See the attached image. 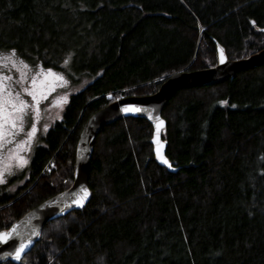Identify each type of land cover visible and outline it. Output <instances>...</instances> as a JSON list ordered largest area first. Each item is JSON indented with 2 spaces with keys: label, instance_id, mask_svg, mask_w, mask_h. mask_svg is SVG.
<instances>
[{
  "label": "trees",
  "instance_id": "trees-1",
  "mask_svg": "<svg viewBox=\"0 0 264 264\" xmlns=\"http://www.w3.org/2000/svg\"><path fill=\"white\" fill-rule=\"evenodd\" d=\"M257 27L264 0H0V52L90 78L35 147L24 183L0 186V230L70 185L92 112L154 92L173 71L214 65L211 36L230 59L260 50ZM161 115L166 156L188 165L170 172L151 159L144 118L104 125L89 201L47 221L18 264H264V65L181 88Z\"/></svg>",
  "mask_w": 264,
  "mask_h": 264
},
{
  "label": "water",
  "instance_id": "water-1",
  "mask_svg": "<svg viewBox=\"0 0 264 264\" xmlns=\"http://www.w3.org/2000/svg\"><path fill=\"white\" fill-rule=\"evenodd\" d=\"M257 29L264 33V27H257ZM211 37L216 52L214 65L173 71L162 79L154 92L117 98L95 110L84 120L75 144L70 185L41 200L6 228L0 230V233L5 234L0 238V264L5 261L18 264L23 255L39 240L42 228L47 221L64 216L72 210L81 209L87 204L91 195L88 181L93 144L96 135L104 125L123 117L144 118L152 128L149 138L153 154L151 159L170 172L176 171L179 166L188 165L173 166L165 154L167 143L162 138V129L166 121L161 112L173 94L181 88L216 84L227 78L231 79L239 71L264 65V47L245 57L230 59L227 57L224 46L213 36ZM82 189L87 190V196L83 200V206H77L74 201L85 195ZM21 245L24 246V251L17 259V249Z\"/></svg>",
  "mask_w": 264,
  "mask_h": 264
},
{
  "label": "rangeland",
  "instance_id": "rangeland-1",
  "mask_svg": "<svg viewBox=\"0 0 264 264\" xmlns=\"http://www.w3.org/2000/svg\"><path fill=\"white\" fill-rule=\"evenodd\" d=\"M16 54L12 61H5V66L0 68V77H10L4 79V88L0 91V111H7L0 122L4 133L3 148H0V169H6L4 178L7 183L2 185L9 193H13L28 178L32 153L42 143V137L50 125L62 116L69 95L90 81L86 77L75 80L78 77L76 70H54L40 63H31ZM62 64L66 65L65 60ZM47 69L52 71L49 73ZM21 102L26 105L23 120L19 118L22 115ZM33 126L35 131L30 137L28 132ZM25 160L27 164L20 167ZM9 172L14 175H9Z\"/></svg>",
  "mask_w": 264,
  "mask_h": 264
},
{
  "label": "snow or ice",
  "instance_id": "snow-or-ice-1",
  "mask_svg": "<svg viewBox=\"0 0 264 264\" xmlns=\"http://www.w3.org/2000/svg\"><path fill=\"white\" fill-rule=\"evenodd\" d=\"M16 56H17V54H16L15 49L11 50V52H10V53H7V54H5V53H0V68H2V67L5 66V63H4L5 61H12V60H13V57H16ZM17 58H18V57H17ZM20 63L23 64L24 62H23V61H20ZM68 63H69V60H65V64L67 65ZM24 66L27 67V65H24ZM47 71L50 73L52 70H51V69H47ZM4 79H10V77H7V78H5V77H0V91H2L3 88H4V84H3ZM26 91H27V90H26ZM17 96H19V93H17ZM25 107H26V105H25L23 102H21V108H20V111H21L22 115L19 117L21 120H23V109H24ZM2 129H3V125L0 124V148H3V143H2V141H3L4 133H3ZM34 131H35V128H34V126H33V129H32L31 131L28 132V135L31 137V135L33 134ZM24 164H27V160H25V161L23 162V164L20 165V167H23ZM5 170H6V169H0V185H2V184H6V183H7V180L4 178V171H5ZM8 174H9V175H14V173H11V172H9ZM82 191L84 192L85 195H84L83 197H80L79 200L74 201V203H76L77 206H83V200H84V199L86 198V196H87V190H86V189H82ZM3 235H5V234L0 233V238H2ZM22 251H24V246H23V245H21V246L17 249V254H16V258H17V259L20 258V253H21Z\"/></svg>",
  "mask_w": 264,
  "mask_h": 264
},
{
  "label": "flooded vegetation",
  "instance_id": "flooded-vegetation-1",
  "mask_svg": "<svg viewBox=\"0 0 264 264\" xmlns=\"http://www.w3.org/2000/svg\"><path fill=\"white\" fill-rule=\"evenodd\" d=\"M6 113H7L6 110L0 111V122H1L2 118L6 115Z\"/></svg>",
  "mask_w": 264,
  "mask_h": 264
}]
</instances>
